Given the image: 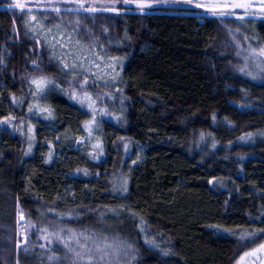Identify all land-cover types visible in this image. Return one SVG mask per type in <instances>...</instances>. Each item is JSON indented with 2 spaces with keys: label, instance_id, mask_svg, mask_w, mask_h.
<instances>
[{
  "label": "trees",
  "instance_id": "16d2710c",
  "mask_svg": "<svg viewBox=\"0 0 264 264\" xmlns=\"http://www.w3.org/2000/svg\"><path fill=\"white\" fill-rule=\"evenodd\" d=\"M12 5L0 0V122L34 78L55 86L33 155L22 134L0 128V264L51 262L23 245L21 215L91 242L121 236L130 264H239L264 245V80L240 57L246 40L264 46V18L121 0ZM74 91L105 109L103 159L66 140L91 120Z\"/></svg>",
  "mask_w": 264,
  "mask_h": 264
},
{
  "label": "rangeland",
  "instance_id": "374dc122",
  "mask_svg": "<svg viewBox=\"0 0 264 264\" xmlns=\"http://www.w3.org/2000/svg\"><path fill=\"white\" fill-rule=\"evenodd\" d=\"M15 3H20L25 8L32 7H45L44 4L53 2L56 0H12ZM124 2V0H121ZM140 0H128L126 3L129 7H137V3ZM154 6H168V7H185L193 8L205 15L218 16V17H236L243 16L245 18H264V11L261 10L264 7V0H191V3L185 2V0H146ZM35 4L37 6L31 5ZM196 4L201 7H195ZM244 4L245 7H222L223 5H236ZM250 5V6H249ZM6 6H0V9H4ZM261 49L264 46L246 40L244 47L240 51V57L245 61L244 70L257 81L264 80V55H260ZM33 81H44L45 85L38 88ZM55 84L46 78L38 77L34 78L30 84V93L27 96L15 98L16 111L11 113L6 119L0 122L1 130H8L16 134L19 132L25 140V155L27 157L33 155L36 142V125L38 120H52L53 112L45 103L46 92L54 87ZM80 91V90H79ZM74 91L70 93L73 100L79 101L82 106L88 108L91 113V120L85 124V135L83 137H67L66 140L70 143H74L77 146H89L92 155L95 159L105 158L102 144V127L101 119L107 118L105 109L98 105L94 96L89 93H80ZM69 95V92L66 93ZM69 95V96H70ZM90 98V99H89ZM26 101L28 103H26ZM31 109V111H30ZM46 143L42 148H45ZM51 149L50 152L46 151L48 162H52L55 158L56 151L52 144L48 145ZM126 151V157L130 156L131 144L126 141L123 144ZM137 153L140 152L142 146H137ZM43 155V153L41 152ZM45 155V156H46ZM116 186V187H115ZM127 187V181L124 182L122 178H118L114 184V188L117 191L123 190ZM20 219L24 220L25 231L22 234L26 235V245H30V250L37 248L43 250L47 259H50V264L65 263V262H79L81 264H89L93 262L92 251L95 255H105V262L107 264V256L109 255L113 261L110 264H130V261L134 258V250L131 251L127 240L121 236H117L110 239L98 237L94 242H91L90 238L86 235V232H78L77 230H70L66 228L67 233L56 225H51V222L43 221L39 224L31 219H28L24 215L20 216ZM38 236V239L36 238ZM23 237V235H22ZM40 238V239H39ZM38 241H42L44 244L37 245ZM56 244L58 247H56ZM25 245V246H26ZM50 245L51 249L47 248ZM258 247L252 252H248L240 261L239 264H264V250H259ZM102 249V250H98ZM131 251V254H129ZM254 253V254H253ZM88 254L90 260L88 261Z\"/></svg>",
  "mask_w": 264,
  "mask_h": 264
},
{
  "label": "snow or ice",
  "instance_id": "6c2138e0",
  "mask_svg": "<svg viewBox=\"0 0 264 264\" xmlns=\"http://www.w3.org/2000/svg\"><path fill=\"white\" fill-rule=\"evenodd\" d=\"M125 3L128 2V0H124ZM185 2L187 3H191V0H185ZM13 7L15 8H21L23 9L25 6L20 4V3H15L14 5H12ZM250 6V5H249ZM81 8H83V4L80 5ZM137 7L138 8H151L152 7V4L151 3H148L146 2V0H140V2L137 3ZM195 7L199 8L201 7V5L199 4H196ZM222 7H225V8H228V7H245L244 4H236V5H223ZM55 11H59L58 8L54 9ZM86 11H94V9L92 8H89V9H85ZM107 10V9H106ZM114 10V9H113ZM262 11H264V7L261 8ZM260 55H264V49H261L260 51ZM33 83H36L38 88L41 87L42 85H45V82L44 81H33ZM90 99V98H89ZM31 111V109H30ZM98 250H102V249H98ZM259 250H264V245H261V248L258 249L257 251ZM254 254V253H253Z\"/></svg>",
  "mask_w": 264,
  "mask_h": 264
},
{
  "label": "water",
  "instance_id": "95a60500",
  "mask_svg": "<svg viewBox=\"0 0 264 264\" xmlns=\"http://www.w3.org/2000/svg\"><path fill=\"white\" fill-rule=\"evenodd\" d=\"M22 222H24V220L22 219ZM22 233H24V231L22 230ZM23 245H26V235L23 234Z\"/></svg>",
  "mask_w": 264,
  "mask_h": 264
}]
</instances>
